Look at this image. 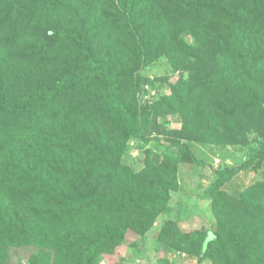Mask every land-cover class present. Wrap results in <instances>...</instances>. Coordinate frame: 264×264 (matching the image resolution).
<instances>
[{"label": "trees", "instance_id": "trees-1", "mask_svg": "<svg viewBox=\"0 0 264 264\" xmlns=\"http://www.w3.org/2000/svg\"><path fill=\"white\" fill-rule=\"evenodd\" d=\"M159 58L181 74L141 110L137 88ZM158 108L181 128L166 121V155L135 171L128 143ZM251 132L264 142V0H0V264L13 247L37 248L30 264H102L167 209L178 162L213 167L190 143ZM255 159L264 145L215 172L211 228L170 218L159 240L212 264H264V174L225 189Z\"/></svg>", "mask_w": 264, "mask_h": 264}, {"label": "rangeland", "instance_id": "rangeland-1", "mask_svg": "<svg viewBox=\"0 0 264 264\" xmlns=\"http://www.w3.org/2000/svg\"><path fill=\"white\" fill-rule=\"evenodd\" d=\"M191 37L190 32L184 35ZM189 40V39H188ZM180 72H175L165 58L153 61L144 70L143 83L137 88L139 108L156 107L164 95L170 93V81L176 80ZM156 109V108H155ZM169 121L176 129L181 128V117L177 113L158 108L154 112L151 127L144 131L145 137L132 138L127 146L123 160L135 171H141L147 159L159 163L167 153L166 141L171 136L163 124ZM197 158H205L213 164L212 168L178 162L180 186L171 191L167 209L157 218L154 225L145 233H129L130 242L122 245L113 254L106 255L102 264H212L207 259L201 261L197 256L159 240L162 225L167 219L177 220L182 230L194 232L203 227L211 228L214 224L211 211L210 187L215 180V172L220 169L241 167L262 148L264 142L256 132L249 134V142L225 146L190 143ZM264 162L253 160L247 168H242L237 175L225 185L231 194L239 195L247 186L263 178ZM130 244V245H129ZM37 248H12L11 264H30L29 257Z\"/></svg>", "mask_w": 264, "mask_h": 264}]
</instances>
